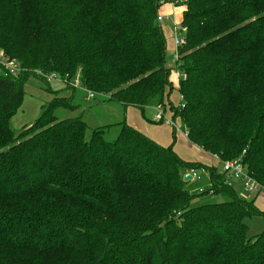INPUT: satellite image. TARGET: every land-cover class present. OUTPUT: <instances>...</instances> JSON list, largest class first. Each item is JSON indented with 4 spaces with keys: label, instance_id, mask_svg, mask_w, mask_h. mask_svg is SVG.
<instances>
[{
    "label": "trees",
    "instance_id": "1",
    "mask_svg": "<svg viewBox=\"0 0 264 264\" xmlns=\"http://www.w3.org/2000/svg\"><path fill=\"white\" fill-rule=\"evenodd\" d=\"M162 2L0 0V49L19 67L0 65V264H264V230L248 236L245 224L261 213L254 199L218 167L179 156L173 130L162 145L124 119L113 140L103 137L113 124L87 137L80 115L55 116L76 107L56 94L18 135L10 128L27 79L53 74L92 98L161 108L264 189V0H176L177 82ZM201 167L208 184L195 194L183 175ZM204 193L229 200L190 204Z\"/></svg>",
    "mask_w": 264,
    "mask_h": 264
},
{
    "label": "rangeland",
    "instance_id": "2",
    "mask_svg": "<svg viewBox=\"0 0 264 264\" xmlns=\"http://www.w3.org/2000/svg\"><path fill=\"white\" fill-rule=\"evenodd\" d=\"M172 19L173 16H171L168 20H163L161 22V27L165 33L166 36L165 39L167 41V44L170 43L168 33H169V29L172 27ZM174 19H176L177 23L173 24V29L176 24L179 25L178 23L180 19L179 13L175 15ZM174 56L175 54L171 49V46L168 45L165 60L167 67L171 69L174 68V64H173ZM4 59L13 60L14 63L18 64L15 59H11L7 55L5 56L3 54L2 49H0V65L3 66L7 71L8 68L6 67V65H4L3 62L5 61ZM35 71L41 72L39 70H35ZM48 76H50V74ZM48 76L42 74L38 75V77L43 78L45 81H47L46 79ZM69 86L76 87V84H74V82L73 83L70 82ZM23 90H24V95H23L22 103L15 110L9 121L10 128L12 129L15 135H18L21 132V130L24 129V127L31 125L35 121V119L40 115L42 111V106L48 103L55 94L58 95L59 97L67 98L72 105L76 106L75 108L72 109L66 107H59L54 112L55 116L58 119H63L67 117H74L80 115L82 120H84L88 126L87 137L89 136L91 129L100 128L103 127L104 125L113 124L109 129L105 130L103 133V137L106 140H113L119 131L118 123L122 122L125 119L124 112L127 109H131V107L125 108L124 105L109 100L107 97H104L102 95H95L94 98H88L87 90L81 87H77L74 90L68 88L65 85L64 80H61L57 75H55L53 78L48 80V83H45L44 81L38 78H34L33 76L29 77V79H27V81L23 85ZM174 94L176 98V93H173L172 97L174 98ZM140 111L145 116H147V118L148 117L151 118L154 113L152 106H145ZM170 120L173 121V119L171 118ZM155 121L158 122V120L156 119ZM178 126L182 128V126L180 125ZM161 131L164 132L165 135L167 134L168 131L169 134L168 138L170 141V142L168 141L169 142L168 144H171L173 142L172 130H168V129L166 130V128L165 129L162 128ZM186 143H189V140L183 137L181 134L175 137L173 142V149L177 152L179 156L181 155V152L179 151V149H177L178 145L186 144ZM217 167H219V164H217ZM218 169H221V167H219ZM203 182H204L203 180L196 182H193L191 180L188 183L190 187V191L197 194L198 187L204 186ZM236 189L240 196L254 199V203L256 207L261 212L260 214L251 215L245 218V224L247 226L248 236L260 234L264 230V189L259 188V191L257 190L255 193L254 192L249 193L242 189L239 190V187H236ZM228 200L229 199L227 198V196L221 194L204 193L195 196L190 204L199 205L202 203L223 202Z\"/></svg>",
    "mask_w": 264,
    "mask_h": 264
},
{
    "label": "crops",
    "instance_id": "3",
    "mask_svg": "<svg viewBox=\"0 0 264 264\" xmlns=\"http://www.w3.org/2000/svg\"><path fill=\"white\" fill-rule=\"evenodd\" d=\"M175 1L176 0H164V2H162L161 6H160V12L158 13L159 15L163 16V20H168L171 16H173L172 27L169 29V33H168L170 43L167 44V41H166V53H167L168 45H170L174 54H175L176 48H175V45L173 43V35H174L173 24L177 23V21H176V19H174V17L178 13L180 15V19H179L178 23H180V21H181V7L176 6L174 4ZM161 22H159L160 26H161ZM164 35H165V33H164ZM175 60L176 59L174 56V61H173L174 67H175ZM170 79L173 82H177V76L174 74L173 70H172V74L170 73ZM128 107H131V109H127L125 111L126 121L129 124H131L132 126L139 129L141 132H143L145 135H147L151 139L155 140L157 143L162 144V145H167L170 142L169 138H168L169 137L168 131H167V134L165 135L164 132L161 131L162 128H164V129L166 128V130L167 129L173 130L175 132V136H178L179 134H181L183 137L186 138V136L184 135V133H182L181 130H176L164 122L158 123L155 121L154 118H155V113H156V107L152 106L154 113H153L151 118L150 117L147 118V116H145L140 111L142 109H138L135 106H133V107L128 106ZM196 146L197 145H195L189 141V143L180 144V145H178V148L177 147L176 148L179 149V151L181 152L180 156L186 160L198 161L200 163L202 162V163H206V164L213 165L216 167H217V164H219V167H221V164L219 163L218 158H216L214 155H211V154L203 151L200 147H198V146L196 147ZM218 170L221 171V169H218ZM186 173H188L187 170L184 171V174H186ZM188 181H191V180L189 179ZM203 181H204L203 185L208 184V178L207 177L206 178L204 177ZM228 182L235 187H239V190L242 189L239 181L229 179ZM240 197L245 198L243 196H240ZM246 199H250V198L246 197Z\"/></svg>",
    "mask_w": 264,
    "mask_h": 264
},
{
    "label": "built area",
    "instance_id": "4",
    "mask_svg": "<svg viewBox=\"0 0 264 264\" xmlns=\"http://www.w3.org/2000/svg\"><path fill=\"white\" fill-rule=\"evenodd\" d=\"M156 20L158 22H161L163 20V16L157 15ZM173 32H174L173 43L176 48L175 59H177V48L183 43L184 29L180 25L176 24L174 26ZM4 60H5L3 61L4 65H6V67L8 68V71H10V73L12 74H16L19 70L18 64L14 63V61L10 59H4ZM172 70L174 74L177 76V79L179 77H182V78L186 77V74L184 72L180 73L177 68L174 67ZM54 76L55 75L50 74V76L47 77V80H50ZM92 97H93V93L88 92V98H92ZM180 99H182V95H180ZM155 119L162 120L164 123H166L167 125H169L170 127L176 130H181L182 133H184V135L187 137L186 131L184 130V128H180L177 124L171 121L170 118L163 113L161 108H156ZM187 172L190 175V180H192L193 182L202 181L204 177L208 178L207 171L203 167L197 168V169L191 168V169H188ZM221 172H223L226 175L227 183H229L228 182L229 179H232L235 181H239L240 186L246 192L255 193L258 190V187H259L258 183L252 177L249 176V174L246 171V167L242 163L240 158L221 161ZM205 187H206V184L204 186H199L197 189L198 192H202L205 189Z\"/></svg>",
    "mask_w": 264,
    "mask_h": 264
},
{
    "label": "water",
    "instance_id": "5",
    "mask_svg": "<svg viewBox=\"0 0 264 264\" xmlns=\"http://www.w3.org/2000/svg\"><path fill=\"white\" fill-rule=\"evenodd\" d=\"M190 179V175L188 173L183 175V180L188 181Z\"/></svg>",
    "mask_w": 264,
    "mask_h": 264
}]
</instances>
